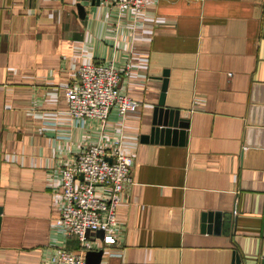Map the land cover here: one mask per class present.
Listing matches in <instances>:
<instances>
[{"label": "crops", "instance_id": "0c3cea01", "mask_svg": "<svg viewBox=\"0 0 264 264\" xmlns=\"http://www.w3.org/2000/svg\"><path fill=\"white\" fill-rule=\"evenodd\" d=\"M109 62L132 66L121 89L139 112L78 122L66 89L81 66ZM165 72V106L188 122L183 144L151 139ZM114 138L134 158L135 185L117 209L121 247L101 264H261L264 0H152L139 14L0 0V264L79 249L55 226L60 171Z\"/></svg>", "mask_w": 264, "mask_h": 264}, {"label": "built area", "instance_id": "2783aa9c", "mask_svg": "<svg viewBox=\"0 0 264 264\" xmlns=\"http://www.w3.org/2000/svg\"><path fill=\"white\" fill-rule=\"evenodd\" d=\"M95 1L139 14L152 0ZM131 70L128 64L121 72L112 62L81 66L76 81L66 89L71 117L82 123L96 119L106 125L113 110L121 119L138 113L141 103L121 89L123 77L129 76ZM134 165L133 156L123 152V142L117 138L103 144H90L63 165L60 171L62 210L55 226L75 239L79 249L58 248L41 264H86L88 252L121 247L117 209L124 194L135 185ZM237 213L234 210V214ZM100 231L104 233L103 239L98 237Z\"/></svg>", "mask_w": 264, "mask_h": 264}, {"label": "water", "instance_id": "95a60500", "mask_svg": "<svg viewBox=\"0 0 264 264\" xmlns=\"http://www.w3.org/2000/svg\"><path fill=\"white\" fill-rule=\"evenodd\" d=\"M79 10L84 14V10L79 6ZM162 94L158 106L154 110L153 128L151 130V139L153 141H165L168 142L173 136L181 137L180 143L183 144L186 130L188 129V122L181 118L180 112L166 108L165 97L168 88V73L165 72L162 78ZM176 139V138H174ZM98 237L104 238L102 231L98 232ZM104 251H91L87 253L86 264H101L103 259ZM235 264H242L241 259L236 256ZM264 264V258L261 262Z\"/></svg>", "mask_w": 264, "mask_h": 264}]
</instances>
